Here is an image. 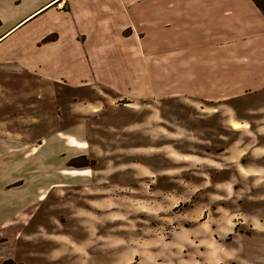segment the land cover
<instances>
[{"label": "rangeland", "instance_id": "1", "mask_svg": "<svg viewBox=\"0 0 264 264\" xmlns=\"http://www.w3.org/2000/svg\"><path fill=\"white\" fill-rule=\"evenodd\" d=\"M42 21L72 27L57 15ZM19 63L0 62L4 102L39 83ZM54 90L67 106L77 97L104 106L85 119L78 156H66L70 132L35 119L0 131V264H264V179L200 140L204 129L187 128L188 110L199 118L215 107L221 121L209 127L220 134L206 136L237 138L228 129L237 101L129 103L93 85ZM60 112L69 125L70 106Z\"/></svg>", "mask_w": 264, "mask_h": 264}, {"label": "crops", "instance_id": "2", "mask_svg": "<svg viewBox=\"0 0 264 264\" xmlns=\"http://www.w3.org/2000/svg\"><path fill=\"white\" fill-rule=\"evenodd\" d=\"M56 15L70 19L72 27L43 25ZM0 62H20L39 81L15 99L0 97L1 132L13 129L18 116L35 119L45 129L70 132L67 157L83 154L79 131L104 100L77 97L67 106L54 90L60 83L104 87L129 103L237 101L228 122L237 138L206 136L211 130L220 134L209 127L221 121L215 107L199 118L188 110L187 128L204 129L200 140L223 147L229 162L245 161L248 176L264 179V15L252 0H0ZM69 106L72 122L63 126L60 109ZM243 132L252 137L240 138Z\"/></svg>", "mask_w": 264, "mask_h": 264}, {"label": "trees", "instance_id": "3", "mask_svg": "<svg viewBox=\"0 0 264 264\" xmlns=\"http://www.w3.org/2000/svg\"><path fill=\"white\" fill-rule=\"evenodd\" d=\"M254 4L258 7L261 13L264 15V0H252ZM48 40V38H46Z\"/></svg>", "mask_w": 264, "mask_h": 264}, {"label": "built area", "instance_id": "4", "mask_svg": "<svg viewBox=\"0 0 264 264\" xmlns=\"http://www.w3.org/2000/svg\"><path fill=\"white\" fill-rule=\"evenodd\" d=\"M56 7L59 8V9H62L63 8V4H61L60 2H57L56 3Z\"/></svg>", "mask_w": 264, "mask_h": 264}, {"label": "bare ground", "instance_id": "5", "mask_svg": "<svg viewBox=\"0 0 264 264\" xmlns=\"http://www.w3.org/2000/svg\"><path fill=\"white\" fill-rule=\"evenodd\" d=\"M56 5V4H55Z\"/></svg>", "mask_w": 264, "mask_h": 264}]
</instances>
